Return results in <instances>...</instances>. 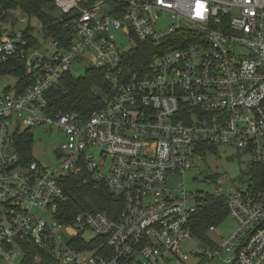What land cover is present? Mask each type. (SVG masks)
Masks as SVG:
<instances>
[{
    "label": "built area",
    "instance_id": "2783aa9c",
    "mask_svg": "<svg viewBox=\"0 0 264 264\" xmlns=\"http://www.w3.org/2000/svg\"><path fill=\"white\" fill-rule=\"evenodd\" d=\"M49 1L72 15L66 48L50 41L46 58L24 49L15 25L0 35V64L20 56L33 77L0 94V259L22 264L36 247L57 264H264V189L211 174L237 228L189 263L181 242L203 199L169 185L213 154L208 146L264 162V0ZM138 42L155 52L133 63ZM73 62L104 69L109 93L88 115L51 114L45 95ZM35 126L63 134L55 166L23 151L19 137ZM81 171L119 201L114 217L85 210L65 222L59 179Z\"/></svg>",
    "mask_w": 264,
    "mask_h": 264
},
{
    "label": "trees",
    "instance_id": "16d2710c",
    "mask_svg": "<svg viewBox=\"0 0 264 264\" xmlns=\"http://www.w3.org/2000/svg\"><path fill=\"white\" fill-rule=\"evenodd\" d=\"M16 9L24 11L29 19L34 18L39 24V28L35 29V26L28 22L23 30L22 38L26 41L25 50L38 43L36 31L45 39L57 41L60 48H66L69 45L72 15L63 14L49 0H0V35L5 24L14 26L17 23L16 18L11 17L10 14V11ZM137 45L130 55L133 63L147 60L155 52V49L145 43L138 42ZM130 66L133 67V65ZM104 74V69L93 66L86 67L84 75L81 76H74L71 72L64 73L57 84L45 95L48 100L47 111L51 114L77 111L81 115H88L94 108L100 106L103 96L109 93V83L105 80ZM2 75L17 77L15 87L12 88H15L17 92H23L33 82V77L27 74L25 61L20 56L12 57L0 64V78ZM32 141V134L28 131L19 137L24 152L30 149ZM208 147L213 153H217L211 146ZM249 167V188L264 189V162L252 163ZM59 183L68 196V202L61 206L65 222L71 220L78 212L85 210L105 211L114 217L120 207L119 201L111 192L104 186L95 184L82 171L63 175ZM226 216L223 197L212 195L205 197L191 222L193 234L213 246L214 244L207 236L209 227L215 226ZM25 251L22 264H57L47 250L31 247Z\"/></svg>",
    "mask_w": 264,
    "mask_h": 264
},
{
    "label": "rangeland",
    "instance_id": "374dc122",
    "mask_svg": "<svg viewBox=\"0 0 264 264\" xmlns=\"http://www.w3.org/2000/svg\"><path fill=\"white\" fill-rule=\"evenodd\" d=\"M19 9H16L17 14ZM30 25L35 26V29L39 28V24L34 18L29 19ZM9 27V26H8ZM26 24L17 21L15 24V30H25ZM36 36L38 43L30 49V53L33 52L41 54L46 58L51 56L50 50L47 46L50 44V39L43 38L37 31ZM119 39L123 40L119 35ZM53 51V49H52ZM87 64L85 62H73L70 72L74 76L84 75ZM17 77L12 75H2L0 78V94L6 90L11 89L16 84ZM33 141L29 149L28 156L40 163L51 164L55 166L60 160L57 157L54 148L59 146L64 136L61 132L45 131L42 127L35 126L30 129ZM217 153L204 156L201 160L195 161L193 167L184 173V176H179L176 179L170 180L169 185L174 188L178 187V184H184L186 190L196 194L199 198L204 199L207 196L213 195L216 189V184L213 180L209 179L211 174H217L224 178L222 185L232 184V182L238 188L247 189L250 184L249 166L252 162L249 161L247 155L238 153V151L232 147L219 146ZM49 216L46 215V218ZM213 231H208L207 236L210 238L214 245L220 246L223 241L228 238L237 228V222L231 216L227 215L223 220L218 222ZM87 238L94 236L93 232H87L85 234ZM213 245V246H214ZM181 247L188 255L189 263L198 261L197 254H201L211 248V243L204 241L192 234L190 239H184L181 242ZM17 251V250H16ZM225 253L223 252V255ZM22 256L18 255L14 258L16 264H20ZM0 264H7L4 260L0 259ZM207 264H224L218 258L213 261L207 262Z\"/></svg>",
    "mask_w": 264,
    "mask_h": 264
},
{
    "label": "bare ground",
    "instance_id": "6f19581e",
    "mask_svg": "<svg viewBox=\"0 0 264 264\" xmlns=\"http://www.w3.org/2000/svg\"><path fill=\"white\" fill-rule=\"evenodd\" d=\"M28 132H30V131H28Z\"/></svg>",
    "mask_w": 264,
    "mask_h": 264
}]
</instances>
